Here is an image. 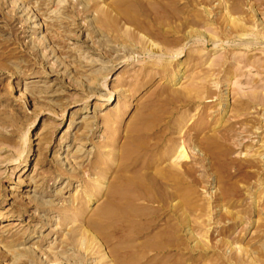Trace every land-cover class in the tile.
Segmentation results:
<instances>
[{
	"label": "rangeland",
	"instance_id": "1",
	"mask_svg": "<svg viewBox=\"0 0 264 264\" xmlns=\"http://www.w3.org/2000/svg\"><path fill=\"white\" fill-rule=\"evenodd\" d=\"M0 264H264V0H0Z\"/></svg>",
	"mask_w": 264,
	"mask_h": 264
},
{
	"label": "bare ground",
	"instance_id": "2",
	"mask_svg": "<svg viewBox=\"0 0 264 264\" xmlns=\"http://www.w3.org/2000/svg\"><path fill=\"white\" fill-rule=\"evenodd\" d=\"M124 13H125V15H127V16H132V15H130V13L127 11V10H125L124 11ZM136 19V18H135ZM172 76V75H171ZM123 96H124V94H119V98H118V100H120L121 98H123ZM108 101H110L111 100V96L107 99ZM224 106V105H223ZM137 131H138V129H137ZM121 180H122V176L116 181V183H115V185L113 186V188L111 189V192H112V195L114 196V198H113V200L112 201H114L115 200V197H116V195H117V192H118V189L120 188V187H123V186H132L134 189H138V188H141V189H143V181H141L140 179H137L136 181H133V180H131L130 181V183H123V182H121ZM138 187V188H137ZM127 201H129V202H127L128 204H131L132 202H133V196L131 195V196H127ZM110 202H111V199H110ZM115 202V201H114ZM113 203V202H112ZM113 206H115V205H113ZM103 214H101V215H103V216H105V215H107V217H111L110 216V214H112L109 210H103ZM76 213L78 214V215H81V212H80V210H77L76 211ZM116 213V212H115ZM118 215H122V214H118ZM119 217V216H118ZM83 240V239H82Z\"/></svg>",
	"mask_w": 264,
	"mask_h": 264
}]
</instances>
